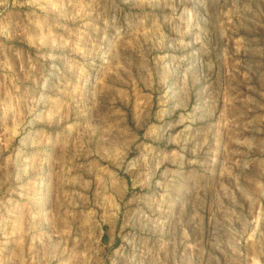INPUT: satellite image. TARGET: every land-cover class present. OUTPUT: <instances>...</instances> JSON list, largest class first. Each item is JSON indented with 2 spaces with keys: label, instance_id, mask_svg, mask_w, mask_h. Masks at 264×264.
I'll return each mask as SVG.
<instances>
[{
  "label": "rangeland",
  "instance_id": "rangeland-1",
  "mask_svg": "<svg viewBox=\"0 0 264 264\" xmlns=\"http://www.w3.org/2000/svg\"><path fill=\"white\" fill-rule=\"evenodd\" d=\"M0 264H264V0H0Z\"/></svg>",
  "mask_w": 264,
  "mask_h": 264
}]
</instances>
